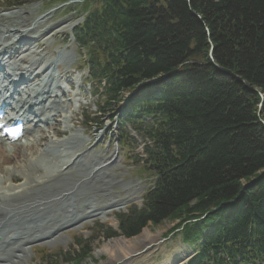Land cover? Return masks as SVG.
Returning a JSON list of instances; mask_svg holds the SVG:
<instances>
[{
  "label": "trees",
  "instance_id": "trees-1",
  "mask_svg": "<svg viewBox=\"0 0 264 264\" xmlns=\"http://www.w3.org/2000/svg\"><path fill=\"white\" fill-rule=\"evenodd\" d=\"M76 8L85 15L75 33L85 67L104 84L101 111L142 85L126 118L149 141L142 162L155 183L142 209L118 216L122 236L176 223L169 235L198 249L188 264H264V0ZM92 250L77 243L65 260L83 264Z\"/></svg>",
  "mask_w": 264,
  "mask_h": 264
},
{
  "label": "bare ground",
  "instance_id": "bare-ground-1",
  "mask_svg": "<svg viewBox=\"0 0 264 264\" xmlns=\"http://www.w3.org/2000/svg\"><path fill=\"white\" fill-rule=\"evenodd\" d=\"M28 14L22 9L0 16V103L5 100L8 117L22 113L25 120L24 139L0 147V264H27L33 244H56L63 229L104 218L129 200L110 195L115 181L107 180L108 171L117 151L110 156L79 151L87 140L73 130L74 113L67 111L75 96L63 101L58 85V65L72 55L45 60L33 44L47 40L56 28H44L42 21L27 23ZM17 79L26 86L15 85ZM58 117L69 137L58 139ZM74 165L79 167L71 172ZM155 243L156 236L145 230L134 240L106 242L98 255H107L114 264H134L138 253ZM159 248L160 243L154 250ZM186 255L176 250L162 264H182Z\"/></svg>",
  "mask_w": 264,
  "mask_h": 264
},
{
  "label": "rangeland",
  "instance_id": "rangeland-1",
  "mask_svg": "<svg viewBox=\"0 0 264 264\" xmlns=\"http://www.w3.org/2000/svg\"><path fill=\"white\" fill-rule=\"evenodd\" d=\"M9 5V2L6 0H0V16L2 14L9 13H18L22 9H26L29 12L27 15V23L42 21L44 28L55 27L54 31L47 37L46 41H41L39 48L40 50L48 53V58H54L56 52H73V60L66 66L64 69H61V75L64 79L74 81L78 84L77 88L73 89V94L77 95L78 101L80 102V107L78 111L74 113L72 120L73 130H78L83 133L85 141L84 144L80 145V151H89L91 154L97 153L100 155L110 156L115 150L118 152L116 156V161L114 165L109 169V179L114 180L115 185L111 189V197L116 199H129L118 211H112L106 217L98 216L96 218L88 219L81 222L77 227L67 229L61 232V236L58 237L56 244L49 245L45 242H39L33 244V247H40L39 249H47L51 252L52 257L55 254H60L64 257L66 253L71 252L73 243L76 239H88L92 236L95 237V242L93 244L92 258L85 260L83 264H114L109 260L107 255L99 254V251L102 249L104 244L110 240H105L102 237L99 238L98 231L99 226L103 227H112L114 230L118 228V222L116 221V215L122 212H126L127 208L130 205H137L140 207L142 205V197L146 191L151 187L153 179L147 174H142L139 171V166L136 164V158L141 156L143 152V143L145 140L136 133H133L131 129H128V132L135 138L136 143L132 141L129 142L128 149L122 148L120 142L111 139L110 136H115V133H119V126L112 124L108 131L106 128L109 126L111 119L107 117L100 116L97 111L98 96L94 94V87H90L88 83V73L87 72H78V69H81L80 56H83L80 51H78L77 46L74 42H65L66 35H70L72 31L69 30V27L82 22V17L77 16V14H70V11L65 9H59L58 0H49L43 1L40 3H35L31 5H26L20 9H14L6 11L5 9ZM70 12V13H69ZM60 27V28H59ZM62 30V31H60ZM75 62H77L75 66ZM76 67L77 69L73 72L72 69ZM78 78L79 80H77ZM88 103L83 105L81 103ZM71 109L75 110L73 105ZM85 115H90L91 118L96 119L97 121L87 125L85 123ZM100 126H103L100 127ZM102 129L99 130L98 129ZM58 132V139H64L69 137V133L64 125H58L57 129H54ZM54 134V132L52 131ZM42 134V133H41ZM103 134H106L105 139L102 138ZM105 136V135H104ZM130 147V149H129ZM73 167V166H71ZM75 168L71 169V172H74ZM110 197L107 198V200ZM105 200V202L107 201ZM101 205V201H100ZM176 223L166 222L158 227L149 225L145 228L141 234L133 239L139 238L145 230H150L151 233L156 236V243L153 244L150 250H146L138 253L136 260H140L139 264H162L164 258L168 255H173L176 250L187 249L180 241V237L175 235L169 236L168 233L175 227ZM167 235V237H166ZM117 238V237H116ZM114 239V238H113ZM160 243V248L158 251H155L154 248L157 244ZM191 252L190 250H186ZM47 253V252H46ZM35 251H31V261L27 264H46L39 257H35ZM137 261L134 264H138ZM184 262L183 264H185ZM57 264H67L65 261L58 259Z\"/></svg>",
  "mask_w": 264,
  "mask_h": 264
}]
</instances>
